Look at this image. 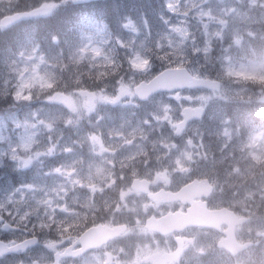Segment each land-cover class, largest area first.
<instances>
[{"label":"rangeland","instance_id":"obj_1","mask_svg":"<svg viewBox=\"0 0 264 264\" xmlns=\"http://www.w3.org/2000/svg\"><path fill=\"white\" fill-rule=\"evenodd\" d=\"M19 1L0 0V8L5 10L27 1L26 9L33 5L32 0ZM48 3L54 7L41 10L39 17L22 18L16 27L21 37L14 43L17 44L15 50H4L0 43V101L12 97L11 91L15 89L19 97L15 101L21 102L14 112L9 107L10 102L0 105V122L5 119L16 122L6 145V158L0 157V226L14 224L20 234L40 231L52 236V230L60 221L88 212L93 205L113 195L112 191L94 190L88 171L97 173L116 164L141 165L140 157L133 151L138 146L137 135L144 134L145 126L150 127L153 122L155 130L153 141L149 136L144 138L148 157L152 156L150 151L154 152L157 169L172 161L177 173L185 171L184 161L192 152L190 139L199 137L204 129L199 123L186 130L178 129L183 107L197 104L188 99L196 92L180 94L183 107L175 99L167 106L157 103L161 95L168 98L177 94L166 92L148 103L141 102L140 108L119 103L97 104L91 111L77 108L73 112L61 100L45 99L48 89L58 82L62 87L75 88L84 96H91L94 89L105 85L106 91L111 92L120 76L125 80L135 78L131 68H143L150 58L153 71L157 72L184 65L213 77L217 73H229L237 81L234 86L244 92L247 90L245 82L264 79L258 76L264 72V61L249 47L259 45L249 32H258L257 25L264 24L261 15L264 9L262 0H147L150 8L120 15L114 33L99 16L87 19L78 37L68 35L59 43L43 46L31 38L36 35L29 32L30 26L36 19L43 20L59 6L65 8L68 4L64 1ZM4 14L0 13V19ZM3 32L5 29L0 25L2 38L5 37ZM78 122H93L96 126H100L99 122H118L110 131L115 138L108 139L101 150L92 148L86 131L80 129ZM206 123L207 117L204 126ZM66 129L72 135L63 137ZM55 136H59L63 145L79 148L71 153L75 167L70 169L75 172L69 177L64 175L66 167L52 170L54 162H49L50 150L57 146ZM37 145L43 147L37 148ZM33 146L35 149L31 150ZM80 147L89 148L86 151ZM2 150L0 147V154ZM120 151L125 154L120 156ZM115 154L117 160L111 156ZM40 155L48 158L39 159ZM105 157L108 158L105 160ZM234 164L243 167L240 151L231 154L215 151L214 156L207 159L205 169L213 168L224 180ZM49 178L50 185H43ZM171 178L174 179L171 184L184 179L179 174ZM225 189L227 197L231 190L227 185ZM118 193L125 199L136 195L129 191ZM70 205H73L71 209ZM16 231L12 230L14 234ZM195 242L193 236H188L185 245ZM165 250H157L147 259Z\"/></svg>","mask_w":264,"mask_h":264},{"label":"clouds","instance_id":"obj_2","mask_svg":"<svg viewBox=\"0 0 264 264\" xmlns=\"http://www.w3.org/2000/svg\"><path fill=\"white\" fill-rule=\"evenodd\" d=\"M67 2L64 0L65 4ZM53 7L48 0H38L27 9L17 4L4 11H15L21 18L29 19L37 18L41 10ZM261 8L264 9V0ZM261 15L264 16V11ZM74 28L72 25L68 31ZM249 35L259 41L258 46L250 44L249 47L264 61V29L249 32ZM51 39L59 43L62 36L52 34ZM71 55L69 50V58ZM131 71L135 78L125 80L120 76L111 92L106 91L105 85L94 89L91 96H84L75 88L62 87L57 82L44 98L61 100L73 112L77 108L91 111L97 104L119 103L140 108L142 101L150 100L144 95V89H158L168 68L153 71V62L149 58L143 68L133 66ZM258 76H264V72ZM209 80L210 87L197 88V94L188 98L190 102L202 105L198 109L199 120L205 124L207 117V123L201 135L189 141L192 152L184 161L185 171L177 173L172 161L157 171L167 172L173 178L182 175L181 187L193 180L202 181L205 191L201 198L205 204L210 208L226 209L223 215L232 214L238 218V223L234 225L228 221L210 231L194 234L196 242L181 247L175 239L177 233L151 227L174 207L165 196L166 189H171L172 185L165 183L161 175H156L142 189L129 188L135 196L125 199L114 187L108 200L96 203L88 212L60 221L37 253L26 249L32 241L12 244L11 251L20 255L14 261L5 259L3 264H145L147 257L160 249L173 253V264H264V79L245 82L247 90L241 92L234 86L237 81L229 73H217L213 77L199 69L187 68L181 79L165 86L171 89L187 84L191 87ZM11 95L13 100L19 99L15 89ZM172 99L183 107L178 92L168 98L159 96L157 103L167 106ZM40 147L43 145H37ZM237 150L242 153L243 167L234 164L224 180L207 173L206 161L215 151L231 154ZM225 185L231 190L227 197L224 196ZM102 224L112 227L103 230V235L90 238L92 230ZM8 247L2 245L0 251Z\"/></svg>","mask_w":264,"mask_h":264},{"label":"flooded vegetation","instance_id":"obj_3","mask_svg":"<svg viewBox=\"0 0 264 264\" xmlns=\"http://www.w3.org/2000/svg\"><path fill=\"white\" fill-rule=\"evenodd\" d=\"M65 133H68V130H65ZM86 134L88 135L89 141H95L98 145V148H102L103 146L100 144V141L102 138L107 137L109 134V130H107V126L104 125L101 127L99 131H91L88 130L86 131ZM92 148H97L95 145ZM153 152L150 151V154ZM120 156H122L123 152H119ZM138 157L141 159V165L138 166V163H131L129 165H119L116 164L115 166H106L103 168V171L99 173H94L90 172V176L92 177V180L94 181L92 187L94 190H99V191H112L113 188L115 187L116 190L119 191H128L129 188H132V183L136 179H142L141 181H145L146 183L149 182V179L152 178L153 176H156V174H161L162 172H158L157 168L155 166V160L154 157L150 156L148 157L147 155V144L144 145V151L138 153ZM208 174L217 176L216 172L213 170V168L208 167L205 169ZM163 181L165 183H168L170 181L169 176L166 174V177H163ZM102 180V181H101ZM182 182L180 183H174L177 185H181ZM181 187V186H179ZM179 187H173V189H177ZM130 192V191H129ZM135 193V192H132ZM136 194V193H135ZM174 207L172 210H185L189 205H184L183 203L180 202H174L173 203ZM169 212V211H167ZM111 226V225H110ZM203 229L205 231H210L212 229H206V228H196L195 230H200ZM190 231V230H189ZM186 230L180 231V232H174L177 233L175 239L176 242L183 247L186 244ZM37 238L39 240L35 241L33 244L26 246L27 250H30L33 253L39 252L40 248L42 247V242L43 239L42 237H45L46 239L49 238V235L45 233H41L40 231H30L25 234H21L19 241H26L32 238ZM15 240H10L11 243H13ZM20 255V253H9L7 255H4L0 257V260H2V264L5 259L8 261H14L17 259V257ZM145 264H173V253L165 250L163 254H159L156 257H151L148 258L145 261Z\"/></svg>","mask_w":264,"mask_h":264},{"label":"trees","instance_id":"obj_4","mask_svg":"<svg viewBox=\"0 0 264 264\" xmlns=\"http://www.w3.org/2000/svg\"><path fill=\"white\" fill-rule=\"evenodd\" d=\"M48 1H57V0H48ZM62 1V0H58ZM20 2V1H19ZM38 0H32V4H36ZM24 8L26 7L25 3H20ZM98 8V5L95 4ZM103 5V6H102ZM95 14H88L91 17L95 16H102L105 20V23L109 27L110 30L114 31V23L118 15L121 12L125 13L128 10L130 13L134 12H142L145 10L144 8H150L151 5H148L147 0H115L114 3L111 4V1L107 2L106 4H102ZM69 7V6H68ZM68 7L59 10L57 13L50 15L40 23V36L42 42L44 44H51V37L52 34H59L62 36V40H64L68 35L75 37L79 36L80 31L82 30V18L83 14L82 11L74 9L75 6H72L71 9L67 12ZM102 8V9H101ZM72 11V12H70ZM100 11H104L102 15ZM86 16V15H85ZM75 25V28L72 31H68L70 26ZM3 47H6L2 44Z\"/></svg>","mask_w":264,"mask_h":264},{"label":"water","instance_id":"obj_5","mask_svg":"<svg viewBox=\"0 0 264 264\" xmlns=\"http://www.w3.org/2000/svg\"><path fill=\"white\" fill-rule=\"evenodd\" d=\"M75 3H83V2H89L92 0H73ZM19 14H15V15H11V16H6L2 19L1 24L3 26H7L11 23H13L14 21L18 20L19 18ZM183 70H185V68H180V69H168V74L165 76V78L163 80L160 81V87L158 89H156L155 91H153V89L150 88H145L144 89V95L148 96L152 93H156L160 90H172V89H176V88H168L165 85H167L169 82L174 81V80H179L182 78V72ZM211 84V80H209L208 83H204V84H195L192 85L191 87H198V86H206V87H210ZM183 87H189L187 84H185ZM185 117L184 122L189 121L190 119L194 118L195 116H200V112L197 113L196 110L190 109V108H186L185 109V113L183 114ZM179 197V196H178ZM219 213V212H216ZM220 216H217L215 214H210L207 211H202V210H195L194 212H191L188 215H179V217H176L175 220L168 218L166 219L164 222L165 223H169V222H178L179 224H183V227L186 225H190V224H202V225H207V223H211L216 221Z\"/></svg>","mask_w":264,"mask_h":264},{"label":"bare ground","instance_id":"obj_6","mask_svg":"<svg viewBox=\"0 0 264 264\" xmlns=\"http://www.w3.org/2000/svg\"><path fill=\"white\" fill-rule=\"evenodd\" d=\"M83 129V128H82Z\"/></svg>","mask_w":264,"mask_h":264}]
</instances>
